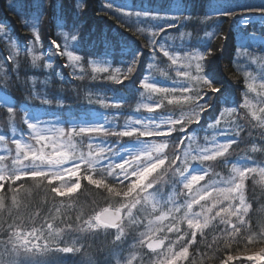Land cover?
Masks as SVG:
<instances>
[{"label":"snow or ice","instance_id":"1","mask_svg":"<svg viewBox=\"0 0 264 264\" xmlns=\"http://www.w3.org/2000/svg\"><path fill=\"white\" fill-rule=\"evenodd\" d=\"M88 3L73 0L66 8L34 0L35 12L22 23L31 37L23 45L0 22V264H62L73 257L79 264H215L217 258L242 264L233 244L264 242V159L253 155H264V31H248L257 18L264 28V0H210L200 21L227 18L238 29L235 67L226 68L242 85L235 98L212 64L213 41L227 37L205 31L194 46L193 34L182 31L194 2L99 0L97 15L115 17L120 29L143 41L119 68L109 59L108 38L103 54H77ZM49 7L57 10L58 31L45 38ZM144 49L146 74L135 79ZM21 55L30 58L31 75L22 77ZM56 58L72 81L91 82L85 99L99 107L77 113L66 97L50 95L53 75L65 79ZM97 81L124 90L131 83L134 93L111 88V95L102 94L93 91ZM12 87L24 89L23 101L13 100ZM241 143L247 145L242 153ZM250 185L261 188L259 208ZM33 189L45 200L29 215V226L23 217ZM85 192L102 204L81 207L75 216L57 206L67 199L73 207ZM100 236L104 243L93 252ZM221 250L224 255H214ZM243 259L264 264V248Z\"/></svg>","mask_w":264,"mask_h":264},{"label":"trees","instance_id":"2","mask_svg":"<svg viewBox=\"0 0 264 264\" xmlns=\"http://www.w3.org/2000/svg\"><path fill=\"white\" fill-rule=\"evenodd\" d=\"M199 1V2H198ZM73 2V0H53V3H62L67 8L70 6V4ZM116 3H120L121 0H114ZM130 4H153L159 2V0H127ZM210 1L208 0H194L195 8L193 9V19L191 21L186 22V27L182 29V31L191 32L192 40L191 44L195 46L197 45V37H203L205 31L211 32L213 30H219L221 31L224 36L227 37V32L229 28L230 20L227 18H222L219 20L209 21L206 23H201L204 14L208 10V4ZM15 3V7H10V5H13ZM99 6V0H89L88 7L84 13V16L82 19L79 20V26L81 29L82 34V41L80 44V47L77 54L85 55L86 52L91 49L92 56L99 55L98 51H101L104 47V39L108 38L112 41V45L119 46L120 43L129 46V44L134 45V50H130V52L123 54L122 57H120V54H117L114 56L111 60L113 68H119L122 67V63L117 62L118 60L126 61L131 58V54L134 51L139 50V47L142 48L143 41L142 40H136L135 37L131 35L130 32H124L123 29H120L118 24L116 23L115 17L109 18V17H101L97 15V9ZM35 12L34 8V0H0V22L9 23V31L15 38H17L18 42L27 43V40L31 37L28 36L25 29L22 27L23 20L25 19V16L28 14H32ZM57 13V10L53 7H49L47 11L44 14V20L41 25L42 30V36L45 38L50 37V35H54L58 29L56 28V20L55 15ZM68 27L65 28V30H68L71 27V20L68 19V17H65ZM233 40L228 34L227 39H220V40H214L213 44L217 49L216 56L213 58L212 64L217 68L219 72V78L222 81L225 88L229 89L230 91L236 92L240 91L242 88V85H237L234 83L232 79V74L230 71H226V68H233L234 65L232 64L233 59V53L234 49L232 50ZM5 46L2 42H0V52L4 51ZM86 59H90L87 56ZM149 55L147 53V50L144 49V52L142 54L141 64L138 66V68H141L137 70V75L135 79H139L140 76L146 74L145 68L147 67V64L149 62ZM20 63H21V75L23 77L24 73H28L31 75V70L28 68V64L30 63V58H26L24 55H21L19 57ZM64 61L57 60L55 62V68L56 71H63L65 75V79L63 81L59 80L58 78L53 75L52 83L49 85V93L50 95H62L67 98V103L70 104L74 111L83 110L86 107L90 106L88 105L87 100L85 99L86 94V85H89L91 82L85 80L81 83L79 86V95L75 91V89L78 86L73 85V81L70 77L67 76V69H63L62 63ZM162 67V65H160ZM158 75V74H157ZM159 76V75H158ZM162 79V78H161ZM229 80V81H228ZM120 86H113L108 85L106 83H102L100 81L95 82L92 84L93 91H99L102 94L111 95V88H116L118 91L124 92L125 95L134 93V88L131 83H128L126 85V90L119 89ZM10 93L13 94L17 101H23L26 97V93L23 88H16L12 87L10 90ZM38 102V101H36ZM132 106L135 105V100L131 102ZM94 106V105H91ZM126 111H130V108L128 106H125ZM19 119V118H18ZM254 138H257L259 135V130H254ZM254 157L261 156V154H253ZM264 156V155H263ZM264 159V157L262 158ZM28 187V185H26ZM254 199L252 202L256 205L257 208L260 207V204L257 203V200L261 197V188L259 185L251 186L249 187L248 195L250 197H253ZM44 200L45 195L42 191L33 189V192L30 196L27 198V202L31 205V207L28 209V212L24 214V220L28 221L29 226H31V221L29 220V215L33 214L35 212V209L37 206H44ZM101 203V198L97 195H94L93 193L85 192L80 195L78 202L73 206L69 207L70 204H72L71 201H68L65 199L64 204L61 206L57 204V206H60L62 209V212H65L67 214H71L75 216L79 213L80 208L83 207L85 210H91L93 207L96 206V203ZM48 208H51L52 205L49 203L47 205ZM54 212V209H53ZM43 217L41 218L42 222ZM39 226V222L36 225ZM213 234L209 235V240H211ZM103 236H100L96 239L93 245V252H95V249L97 247H100L103 245L104 241ZM264 242L253 244V245H245L243 242H241L238 246L236 244H233V248L235 249V252L238 250H242L244 248L248 247H254L263 244ZM203 247V245H201ZM225 253L221 250L220 253L214 254L219 257L220 255H224ZM78 257L70 258V261L72 264H75L78 261ZM102 260L103 258L100 257ZM194 259L197 261L200 260V257L194 256ZM68 259L64 260L62 264H67ZM218 258L215 261V264H217ZM237 264H239V261H237Z\"/></svg>","mask_w":264,"mask_h":264},{"label":"rangeland","instance_id":"3","mask_svg":"<svg viewBox=\"0 0 264 264\" xmlns=\"http://www.w3.org/2000/svg\"><path fill=\"white\" fill-rule=\"evenodd\" d=\"M258 22H259V20H258ZM260 26H261V24L259 23V25L257 26V28L260 27ZM255 27H256V26H255ZM261 29H263L262 26H261ZM233 30H234V33H235V40H236L237 42H239V32H238V29L236 28V26H234ZM247 139H248V138H247ZM247 139H245V140H247ZM246 147H247V145H246L245 143H241L240 146H239L238 151H239L240 153H242L243 150H244ZM240 149H241V150H240ZM259 159H260V158H259ZM259 159H258V160H259ZM263 246H264V243L261 244V245H259V246H257L256 248H249V249L238 250L237 252H234L233 254L238 255V256H240V257L242 258V264H255L254 261H253V262H249V261H247L246 259H243V258L246 257L247 255L255 254V253L258 252L259 249L262 248ZM217 264H218V262H217ZM239 264H241V261H239Z\"/></svg>","mask_w":264,"mask_h":264},{"label":"bare ground","instance_id":"4","mask_svg":"<svg viewBox=\"0 0 264 264\" xmlns=\"http://www.w3.org/2000/svg\"><path fill=\"white\" fill-rule=\"evenodd\" d=\"M262 248H264V246H263ZM256 253H257V252H256Z\"/></svg>","mask_w":264,"mask_h":264}]
</instances>
